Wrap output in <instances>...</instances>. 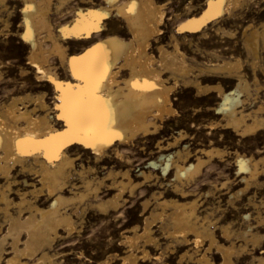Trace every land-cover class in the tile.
I'll list each match as a JSON object with an SVG mask.
<instances>
[{
    "label": "bare ground",
    "instance_id": "1",
    "mask_svg": "<svg viewBox=\"0 0 264 264\" xmlns=\"http://www.w3.org/2000/svg\"><path fill=\"white\" fill-rule=\"evenodd\" d=\"M9 1L20 7L21 29L17 35L29 46L27 65L34 79L53 91L55 111L44 90L37 96L28 93L19 97L6 96L8 93L0 96V264H55L57 243L71 242V236L84 228L90 209L105 214L121 213L128 198L148 193L150 196L140 205L142 224L138 218V222L128 225V234L124 233L119 243L126 250L119 256L122 264H171L172 259L177 264H239L250 254L251 264H264V234L255 232L258 227L264 228L262 212L258 211L257 218L254 217L257 225L252 222V215L246 213L244 227L235 230L231 223L222 224L229 217L219 220L202 215L198 200H186L205 169L215 160H222L227 151L207 146L206 141L192 148L185 144L190 137L188 129L179 126L177 133L167 139L163 127L181 117L174 96L182 85L195 91L198 103L204 101L209 105L212 99L218 100L207 111L214 112L219 119L203 123L209 132L231 129L244 137L264 130V104L245 110L246 104L255 101V93L240 59L223 58L201 65L183 50L187 43L198 51L200 47L195 41L203 33L201 29L240 5L241 0H206L207 8L201 17L187 18L178 26V30L184 31L182 39L171 32L168 43H163L160 37L165 24L164 5L156 0H0V8L10 16L14 5L9 7ZM64 11L67 22L55 25L52 16ZM4 23L7 26L8 20ZM126 34L128 39L123 38ZM244 36L257 83L256 71L261 67L260 53L264 51V26L262 30L250 26ZM47 42L49 49L45 46ZM67 44H72L69 50ZM54 55L62 74L50 62ZM25 73L28 70L21 68L20 76ZM211 81L217 83H207ZM232 82L234 88L227 90L225 84ZM214 93L213 98L206 97ZM81 103L99 116V132L77 130L76 112ZM155 139L156 153L149 146ZM137 145L140 151L153 155L151 158L147 155L148 163L145 160L136 165L125 154L132 149L130 146ZM82 151L91 160L89 165L82 163ZM236 153L238 180L245 189L251 182L261 186L258 176L264 173V160ZM113 164L120 169L115 170ZM141 165L135 175V169ZM101 167L107 170L106 175L97 172ZM218 187L229 191L230 182L213 186ZM242 189L227 193L230 198L239 197ZM251 198L249 202L256 205ZM157 226L167 240L165 247L154 235ZM214 228L219 229L220 236ZM261 244L262 254H258L260 247H256ZM79 255L83 257V251Z\"/></svg>",
    "mask_w": 264,
    "mask_h": 264
},
{
    "label": "rangeland",
    "instance_id": "2",
    "mask_svg": "<svg viewBox=\"0 0 264 264\" xmlns=\"http://www.w3.org/2000/svg\"><path fill=\"white\" fill-rule=\"evenodd\" d=\"M156 1L158 4L164 5L165 24L162 26V34L160 35L161 41H163V43H168L171 40V36H172L171 32H173V34L176 35L181 40L182 39L181 37L184 36V31L181 32V30H178L179 29L178 26L180 27L182 22H184L187 18L201 17L203 12L207 8L206 0H156ZM239 2H241L240 5L231 9L230 12H225L224 14H222V16H220V17L218 16L217 19L210 21L207 25H205L201 29V32H203V33L198 34V37H197L198 40L196 39V41H195V43L201 49L199 48L198 51H194L191 49L189 44L185 43L183 50L187 53V55L189 57H193V56L196 57L201 65H208L211 62L220 61L223 58L224 59H230V60L240 59L242 62L243 71L246 73V76H247V79L249 80V82H251L250 84H251L252 92H253V94L255 93L253 95L255 97V99H254L255 101H253V99H252L253 103L249 102L245 106V110L250 111L251 110L250 107L251 108H257L259 104H264V51L262 50L260 53V58L262 57L261 59H259V61L261 62L260 63L261 67H259V69L257 68L258 71H256V73L258 75L257 76L258 81L256 83L253 70L250 68V64H249L251 58L249 57L248 53H246L247 49H246L245 44H244V39H245L244 31L249 29L250 26H253L255 28L256 27L260 28L261 30L263 29V26H264V0H241ZM15 4L16 3L13 2V4H12V1H9V7H11V5L12 6L14 5V8L10 9V12H11L10 16L8 15V12H6V11L2 10V8H0V31H1L0 32V71H1L0 72V96L5 97V94H7V93L8 94L6 96H9V95L13 96V94H14V96L19 97L22 94L25 96L27 93H28L27 95L33 96V94H35L37 96L38 94H41L42 92L45 91L46 93H48V94H46L47 101L49 104H51L50 106H52V110L55 111L53 108V105H54L53 102L55 101L53 91L51 90V88H49V89L43 88L42 84H41L42 82L41 83L37 82L34 79V76L32 74V69L29 68V65H27V63H28L27 58L29 56L30 49H29V46L27 45V43H25L23 40H21V38H19V35H17L18 31L21 29V27L19 26L20 25L19 22L21 23V13L19 11L20 10L19 4L18 5L16 4L17 6ZM64 13H66V12L64 11L62 15H57V16L53 15L52 16L53 20H55V21H53L55 25H58L59 23L65 24L67 22L68 18H63V15H65ZM54 18H56V19H54ZM6 20H8L7 26H6V23H4V22H6ZM2 22H3V26H5V27L2 26ZM122 27L124 29L123 25H122ZM2 28L3 29L6 28V29L2 30ZM224 29H226V30H224ZM217 30H219V31H217ZM222 31H224V32H222ZM228 31L231 34L230 36H228L229 33L228 34L226 33ZM2 32H3V35H1ZM206 32H208V33H206ZM215 32H217V33H215ZM13 33H15V34L13 35ZM202 36H204V37H202ZM123 38L128 39L129 38L128 34L124 35ZM201 38H202V41H201ZM205 38H207V39L204 40ZM47 44H48V46H47ZM67 45H68V50H69L71 48L72 44H70V45L67 44ZM45 46L47 49H49L50 43L47 42L45 44ZM69 46H70V48H69ZM154 47H156V46L154 45ZM154 47H153V50H155ZM190 50H192V51H190ZM155 52H156V50H155ZM205 53L207 54V56H205L206 55ZM213 53L215 55H213ZM57 60H58L57 57H55V55H54L51 58L50 62L53 65L54 70H56L60 74H62V68H60L59 61H57ZM21 68H25V70H28V73H25V75L22 74V76H20L21 75ZM26 76H31V77L28 78ZM24 77H25V79L27 78V81L24 80ZM22 80H24V81H22ZM209 82H207V83L214 85L213 82H215V81H213V82L211 81V83H209ZM215 83H217V81ZM234 84H235V82L225 84L226 89L229 90V89L234 88ZM254 86H256L257 88ZM6 87H7V89H6ZM11 87H14V88H12L13 91L11 90ZM258 87H261V88H258ZM15 88H16V90H15ZM3 90L5 92H3ZM175 93H176L175 94L176 96H174V99L176 98L175 99V102H176L175 105L178 107L180 105L183 106V107L180 106L179 108L175 106L177 111L180 110L179 112H181V114H180L181 117L179 116V117L175 118V121L173 119L172 121L166 122V124L163 126L166 129L164 136H166L167 139H171L173 136L172 134L177 133V129L179 126L183 130L187 131V129H188L190 137L188 140H186L185 144L187 143L188 145H191L192 148L194 146H198V145L200 146V144H202V143L203 144L206 143L207 146L209 145L211 147L212 146L217 147V148H219L225 152L227 151L226 156L222 160L219 159V161L217 162V160H218L217 159L213 162L212 166H214V167L209 166L208 169L207 168L205 169L206 171L203 173V175L199 179V182H198L199 184L197 183L198 185H195L190 190L191 194H190V196L188 195L186 197V200L189 199V201H190L191 198H192L191 200H198L199 206L201 208L199 211L202 215H210V217L216 218L219 220H222L223 217L224 218L229 217V219H228L229 221L228 220L222 221V224H226L227 222L231 223L232 226H234L233 228L235 230L236 229L238 230L239 228L244 227L243 216L246 213L252 215V219H253L252 222L254 224L256 223L255 225H257L256 219L254 218V217L257 218V212L258 211L262 212L263 216H264V208H263L264 203H262V201L264 202V189H263L264 187H262V184L264 183V173L261 174L260 176H258L259 184L261 186H258L257 184L255 185V182H251L249 187L247 189H245L244 183L242 184L240 182V180H238L240 178L236 174V166L234 164H235V156L237 154L236 151L241 155H246V156H253L254 155L253 156L254 159H257V160L263 159L264 160V130H261V132L260 131L256 132V134H254V135L250 134V135L244 136V137L237 136L233 132V130H231V129L219 128V130L218 129L210 130V132H211L210 133L209 130L204 128L205 126L203 125V123L206 124L207 122H209L208 120L213 121V120L219 119L214 112H211V111L208 112L207 111L209 106L216 105L218 103V100L212 99L211 103H208L209 105H207V103H204V101H202V102L199 101V103H198V98L196 97L195 91H191V90L189 91V89L185 88L182 85H180L178 87V89L176 90ZM191 95H193V96H191ZM213 95H216V94L214 93V94H212L210 96H206V97L213 98L212 97ZM181 97L183 98L184 101H182ZM191 97L193 98V100H191L192 99ZM187 101H189V102H187ZM186 102L189 104V106L187 105ZM250 103L252 105H250ZM197 104L199 107L197 106ZM194 106H196V107H194ZM205 107H206V110H205ZM182 108H184V109H182ZM202 109H204V110L202 111ZM200 110L202 112H200ZM199 112L201 113V115ZM191 118H193V119H191ZM182 120H184L183 123H182ZM59 122L60 121H58V125L61 124V123L59 124ZM177 122H179V123H177ZM190 122H191V125H190ZM168 123H170L171 125ZM180 124H181V126H180ZM198 124H199V126H198ZM185 128H187V129H185ZM214 131H216L217 134ZM191 134H193V135H191ZM209 135H210V137H209ZM166 137L164 138L165 140H167ZM149 146L151 149H153L154 153L157 152V149L155 148L156 147V139L153 140V142H151L149 144ZM135 147L130 146V148H132V149L130 150L131 152L129 151L132 154V156L135 155V157H132L129 152L128 153L130 155L128 153H125V154L127 156H129L130 158H132L135 161L136 165L140 164V163L143 164V163H145V160L147 162V160H149L151 157H153V155L151 156L149 153H148L149 155L145 154V151L144 152L140 151V148L138 145ZM81 155L83 156L82 163L86 162L85 164L87 165V163H88V165H89V162L91 160L86 159V157H84V151L81 152ZM215 164H216V166H215ZM262 164L264 165V161L262 162ZM78 165H80L79 162H78ZM91 165L93 166V163H91ZM142 166L143 165H141L135 169V175H137L139 173L138 169H140ZM112 167L115 170L120 169L117 164H115V165L113 164ZM210 167H212V168H210ZM215 167H218V168L215 169ZM213 171H215V173ZM97 172L99 173V175H103V174L106 175L107 174V170L104 169L103 167L98 168ZM205 173H206V175H205ZM226 178L228 180H226ZM224 181L230 182V190L229 191L232 190L231 191L232 193H236L237 191L238 192L241 191V188L244 189V190L242 189L243 190L241 192L242 194L240 193V196H239L240 198L239 197L230 198L229 193H227L229 191L226 189H222L221 187H218L216 189L213 188V186L216 184H217V186H220L221 183ZM196 186H198V187H196ZM201 187H203V188L200 189ZM211 188L213 191L209 190ZM219 189H220V191H219ZM204 190H206V191L204 192ZM222 190H223V192H222ZM209 191H211V193L209 195H207V193ZM256 194H258V196ZM248 195H249V197H248ZM149 196L150 195L148 193V195L144 194V195H140V196H137L134 198H128V200L126 201L127 203L126 202L124 203L125 208H122L121 213H113L112 212L109 214L108 213L105 214V213L99 212L98 210L90 209L85 216V221H84V225H83L84 228L81 229V231L79 233L77 232L71 236V238H70L71 242H68V245H67V243H64L65 242L64 240H60L57 243L56 252H58V253L55 257V260L57 257L58 258L55 262L57 264H90V263L91 264H104V262L105 263L108 262V264L109 263H111V264H122L121 260L119 259L120 258L119 256L124 254V252L126 250H125V246L120 245L121 239H123V237L128 234L127 230L130 226H132L135 223L134 221L138 222L140 219L141 222L139 221V223L142 224V220H141L142 209H141L140 205L142 204V200H144L145 198H147ZM250 196L252 197L251 199H253L254 201L257 202L256 205L249 202ZM141 197H142V199H141ZM132 200H133V202H130ZM239 201H241L242 203ZM232 202H234V203H232ZM235 202H237V203L235 204ZM245 204L248 205L249 207L245 206ZM227 206L228 207L231 206V207L228 208ZM232 208H233V211H232ZM208 210H210V211H208ZM216 210H217V213H216ZM133 212H135V213H133ZM239 212H240V214H238ZM88 213H90V214H88ZM229 215L231 216V218L234 217L233 218L234 220L231 219ZM128 222H129V224H128ZM128 225H130V226H128ZM261 228H262V226L258 227L255 230V232L259 231L258 233H260V231H261V233L259 235L264 234L263 233L264 228L263 229H261ZM82 230H83V234H82ZM214 230H215V232L217 231V233H216L217 236H220L219 229L214 228ZM124 233H125V235H124ZM78 234H80L81 236ZM86 235L88 236L87 238H86ZM154 235L158 236V239L160 238L159 239L160 243L162 242L161 245L164 246L167 240L164 239L163 235L161 234V232L158 229V226L154 228ZM76 236H78V237H76ZM74 244H76V245H74ZM77 244H78V247H76ZM64 245H65V248H64ZM70 247H72V249ZM252 247H250V249H252ZM259 247H260V249H259L258 254H262V244H261V246H257L256 248H259ZM75 249H76V252L74 251ZM81 251H83V253H84L83 257L81 255H79V253H81ZM116 253H118V254H116ZM251 253H252V251H251ZM87 254L90 255L91 257L88 256ZM111 254H113V255H111ZM109 255H111V256H109ZM62 256H63L64 261H62V263H61L60 259L62 260V258H61ZM89 258H91L92 260H90ZM107 259H109V260H107ZM118 260L120 263L118 262ZM248 260L251 261V254L248 256V259L240 261L239 264H251V262ZM169 262L171 264H177L176 259L175 260L172 259Z\"/></svg>",
    "mask_w": 264,
    "mask_h": 264
},
{
    "label": "snow or ice",
    "instance_id": "3",
    "mask_svg": "<svg viewBox=\"0 0 264 264\" xmlns=\"http://www.w3.org/2000/svg\"><path fill=\"white\" fill-rule=\"evenodd\" d=\"M76 115L79 122L78 131L96 133L101 130L99 116L85 107L82 103L78 106Z\"/></svg>",
    "mask_w": 264,
    "mask_h": 264
}]
</instances>
